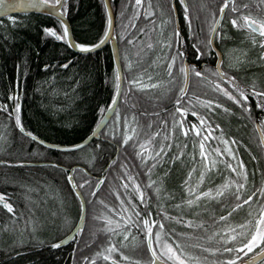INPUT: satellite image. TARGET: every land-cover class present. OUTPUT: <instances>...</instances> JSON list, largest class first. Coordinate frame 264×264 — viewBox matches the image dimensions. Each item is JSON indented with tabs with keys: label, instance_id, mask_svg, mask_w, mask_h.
Returning <instances> with one entry per match:
<instances>
[{
	"label": "trees",
	"instance_id": "obj_1",
	"mask_svg": "<svg viewBox=\"0 0 264 264\" xmlns=\"http://www.w3.org/2000/svg\"><path fill=\"white\" fill-rule=\"evenodd\" d=\"M223 3L224 0H218L216 13ZM235 3L240 5L244 1L235 0ZM149 4L151 9L148 7ZM66 5L65 18L74 41L97 43L108 27L103 0H66ZM168 6V0H142V6L137 10L135 0H111L114 16L113 35L117 42L123 74L127 78H132L143 70L145 75L141 82L156 85L155 88H133L131 92L134 95L130 92V99L121 97L117 106L121 116L120 124H123L126 113L135 115L137 134L134 135V140L143 141L156 133V136L152 137V148H158L162 141L171 144L170 148L161 153L162 162L157 161V167L151 174L148 173L147 165H150L152 160L141 162L135 155L138 148H133V140L123 147L120 146L124 128L114 126L115 113L110 121L111 126L105 127L100 133L99 140H93L87 146L73 152L46 149L23 135L32 132L37 139L60 146H70L83 141L102 117L100 106H105L107 110V105L111 103L115 67L108 45L90 53H75L69 49L65 41H57L54 37L45 35L43 32L45 27L61 31L56 18L43 14H29L14 16L15 23L8 19L0 20V162H2L0 194H4L7 202L13 205L11 213L0 206V264H86L85 256L94 264H113V260L116 264H136V261L148 264L151 258L146 250V241L142 242L143 233L133 228L128 239L124 240L122 235L105 231L107 220L102 217L107 216L114 222L119 221L118 212L122 200L127 206L128 200L131 199L142 216L150 210L153 219L159 220L163 216V212L157 216V205L163 204L171 216L205 222L203 228L195 229L165 219L163 223L166 232L175 230L176 233H192L194 237H207L213 231L225 227L224 222L217 220L213 223V219L231 210L235 198L230 194H226L220 201H205L201 198L198 207L194 205L188 208L182 205L179 210L174 207L180 204L182 199L187 198L184 182L189 179V171H192L190 178L192 185L199 179L202 157L199 154L200 139L188 125L193 121L191 117L193 109L188 111L183 119L185 128L189 129L187 136L180 131L179 126L173 128L172 114L177 107L175 100L180 95L182 76L178 71L180 60H177L172 73L175 79L170 80L166 71L167 60L176 51L182 39L189 45L188 40L192 43V39L207 41L209 33H202L199 37L193 29L195 35L190 38V33H186L180 24L178 40L172 37L173 47L170 49L162 46L160 41L171 36L174 26L171 16L166 17L167 13L163 10L164 18L157 10ZM230 6L231 0L226 7L227 10L231 8ZM146 10L152 11L153 15L146 18ZM165 21L167 23H164ZM229 21L227 19L222 22L218 29L221 37H215V45L223 61L222 70L234 76L236 82L249 92L251 91L249 86L253 82L258 90H264V63L262 64L264 60L260 59L264 48L257 45L248 46L247 37L242 31L226 28L231 26L227 25ZM164 25L167 27L166 33L159 30V27ZM141 28L144 29L143 33L140 32ZM122 33L123 40L120 39ZM133 37L136 38L134 44L128 45L127 40ZM148 43L153 45L151 49L146 47ZM179 46L181 50L182 45ZM140 48H143V51L139 56H134L133 53ZM125 52L128 53L129 59L138 61L130 71L123 67ZM196 54V51L191 52L189 56L191 62H194ZM202 59L206 62L214 61L211 52L207 56H202ZM64 64L68 66L62 67ZM148 77H152L151 81ZM158 81L166 83L161 84ZM192 82L193 79L191 84H188L190 91L194 90ZM195 95L204 100L214 99L236 113L235 115L226 113L223 109L216 108L214 104L209 123H212L215 137H219L222 132L225 139L236 141L230 143L228 147L235 150L237 159L244 162L248 174L246 192L256 193L253 201L248 205L242 204L241 209L232 214L231 222H240L247 218L250 210L255 213L259 203H264V197L258 191L264 187V151L254 126V123L260 125L264 112L255 107L257 100L251 95L247 101L251 119L248 117L241 119L240 108L228 99L221 100L215 96L210 98L203 89ZM17 102L20 104L18 115L24 132L16 125L17 113L14 109ZM124 103L128 104V108ZM3 106H6L7 110ZM199 114L208 118L203 108ZM175 118L179 119V114H176ZM216 123L220 128H215ZM160 124L161 126H158ZM259 129L261 133L264 132V126H260ZM165 136H169L170 139L165 141ZM97 144L99 148L96 147ZM177 145L180 146L179 150ZM217 147L221 148L222 154L216 156L213 153L209 157L215 158L217 164L215 168L206 171L205 181L199 185L201 190L221 184L225 178H235V173L227 169L223 163L229 161L236 164V160L223 151L225 146L220 140L212 137L205 142L206 153ZM180 150L183 155L173 160L172 157L179 155ZM28 162L45 165H22ZM73 167L78 169L73 173L77 184L84 180L89 181L79 189L85 194V223L82 231L78 232L70 244L54 248L52 245L60 238L61 233L64 232V235L65 232L72 230L80 211L79 202L73 195L74 191L69 188L68 174L62 170ZM149 175L152 181L161 186L159 199L155 189L148 186ZM129 176L132 177L131 181L128 179ZM101 180L100 188L96 189V195L92 196L97 182ZM133 182L139 184L141 191L145 193V203H141L138 194L134 192ZM124 184L129 186L127 191L122 186ZM54 197L59 198L58 201L62 203L60 211L52 207ZM89 200L91 203L87 202ZM221 204L224 205L223 209ZM49 213L55 214L48 217ZM55 215L59 218L60 216L73 218L69 221L71 225L61 226V219H55ZM128 215L132 213L129 212ZM44 217L48 223H40ZM132 219L135 220L136 217L133 215ZM112 227L114 228V224ZM12 232H19L25 238ZM220 235L224 233L221 232ZM133 236L136 237L135 241L132 239ZM181 242L217 246L215 240L208 242L181 238ZM109 244L114 245L117 250L111 252V259L106 261L103 257L109 254L107 252ZM189 250L201 254L200 249ZM256 251L254 249L253 253H249V257ZM96 253L101 255L96 256ZM122 254L129 259L124 260ZM204 255H207L210 261L223 258L207 253Z\"/></svg>",
	"mask_w": 264,
	"mask_h": 264
},
{
	"label": "snow or ice",
	"instance_id": "obj_2",
	"mask_svg": "<svg viewBox=\"0 0 264 264\" xmlns=\"http://www.w3.org/2000/svg\"><path fill=\"white\" fill-rule=\"evenodd\" d=\"M181 5H183V12L185 20L188 21V30L190 33V38L195 34L192 31L191 25V18L189 16L188 6L185 0H180ZM230 0H224L223 5L220 7L221 14L224 13L225 8L228 7ZM169 4L171 5V0H169ZM259 5H264V0H259ZM0 6H4L5 8V15H7V9L14 8L23 5H12V4H5V0H0ZM28 7H43L49 6L50 14L56 15L60 17L59 19V26L61 31H57L53 27H45L43 28V32L47 36L54 37L57 41H65L68 43L70 47L78 49L82 53H90L91 51L99 48L101 45L105 43L107 39H109L112 35L111 31L106 30L103 32L101 38L97 43H76L74 41L73 35L70 32L67 23L63 19L66 14V0H28ZM142 6V0H135V8L138 10ZM149 9H151V4H149ZM248 5L240 4L237 5L235 0H231V12L238 13L237 16L231 19V24L234 28L240 29H250L252 33H258L260 39L258 43L262 48H264V16L262 17H253L251 13L245 14L244 9H247ZM174 7L172 11H174ZM153 12L150 10L145 11V17L152 16ZM9 20L15 23L14 17L9 16ZM164 23H167L165 21ZM220 19H216L214 17L213 23L210 27V31L215 33L216 38L221 37V33L217 30L218 26L220 25ZM112 26L111 17L108 20V27L109 29ZM134 26V25H133ZM140 32L143 33L144 29L141 28ZM226 36V33L224 34ZM172 37H176L177 40L179 38L178 30H174L171 36L168 39H164L160 41L162 46L172 48L173 47V39ZM120 39H124V34L122 33ZM136 38L133 37L132 39L127 40L128 45H133L134 40ZM213 37H209L207 41H201L200 39H196V43L192 44V47L196 50V59H200L202 56H207L209 52L212 50L213 45ZM252 43L256 44L257 39L255 36L252 37ZM179 45H182V41H179ZM177 46L176 51L171 54L170 59L167 60L166 71L167 75L170 80H174L175 77L172 75L174 64L177 60H180V67L178 69L179 73L183 79V86L179 88V93L175 100V112L172 114L173 119V128L179 126V129L185 136L189 134V129L185 128V123L183 122L184 115L193 108V98L187 99V106L182 104V94L187 93L188 91V84L190 76H195L199 78L201 81H206L209 85L212 86L213 90L222 94L223 97H226L229 101H232L235 105H237L240 110V118L243 119L248 117L251 119V110L250 106L247 104L249 95L256 97V105L257 109H260L264 112V90H258L255 82L250 85L251 91L249 92L248 89L241 86L236 82V78L234 76H230L226 71L222 70V63L223 61L220 60L217 62L214 69L209 68H197L196 65H188L184 63L182 57H184L185 53L180 50V46ZM203 46V50H202ZM148 49H151L153 45L148 43L146 45ZM143 51V48H140L138 51L133 53L134 56H139L140 53ZM260 59L264 60V51L260 54ZM124 69L131 70L134 65L138 64V61L129 59L128 53H124ZM155 63V61L153 62ZM67 64L62 65V67H67ZM47 67V66H46ZM207 73L208 75H205ZM144 71H140L137 73L136 76L132 78H127L120 66L118 65L117 68L114 70V94L112 96L111 103L107 105V108L110 109L113 113H115V123L117 126L120 123L121 116L119 108L117 107L119 100L121 97L130 99L129 93L133 88L137 89H147V88H155L156 85L150 82L142 83V79L144 77ZM210 77H215L216 79H211ZM152 77H148V80L151 81ZM158 83H166L165 81H158ZM224 83H227L231 86L232 90L223 86ZM235 93V94H234ZM11 98V97H9ZM18 100V97H17ZM196 103L203 109L206 110V114L208 118H205V115L199 114L197 111L192 110V116L196 117L199 121V126L196 124L191 125V131L196 133V136L200 139L199 142V154L202 157V170L199 172V179L197 180L195 185H192L190 182V178L192 176V171L188 173V180H185V191L187 192V198L182 199L180 204L174 205V207L179 210L181 206H185L191 208L192 206H199V202L201 198H204L205 201L208 200H216L220 201L222 198L226 196V194H230L234 196L235 202L234 205L231 207V210L228 211L225 215H220L218 217H214L213 223H216L217 220L224 222L225 227L222 229H217L213 231L211 235L207 237H194L192 233L189 232H180L176 233L175 230L171 232L165 231V224L163 220H173L177 223L184 224L188 228H203L205 222L199 221L196 222L195 220L185 219L181 217H175L168 214L165 210L163 204L157 205L158 212L157 216H160V213L163 212V216L160 217L159 220L152 218V212L148 210L145 215H141V211L137 210L136 205L132 203L131 199L128 200L127 206H125V202L122 200L120 204V209L118 215L120 217L119 221L114 222L111 218L105 216L102 217L103 219L107 220V226L105 231L114 232L116 235H122L124 240H127L129 234L132 232V229L135 228L138 232L143 233V240L142 242L146 241V250L151 254V260L148 264H256V260L260 257H264V203H259L258 210L254 213L253 211H249L247 213V218L242 219L240 222H231L232 214L241 209L242 204L248 205L250 201H253L254 196L256 195L255 192L247 193L245 190V185L247 183L248 174L245 170V165L242 160L237 159V153L235 150L228 147L230 143H235V140L229 141L225 139L223 133L219 137H215L213 135V126L212 123H209L211 119V113L213 111V105L215 104L216 108L223 109L224 112L229 113L231 115H235L236 113L232 112V109L225 107L223 104L219 103L214 99H200L199 97L195 98ZM6 109V106H3ZM131 107H135V105H131ZM20 111V104L17 102L15 104L14 112L17 113L16 115V125L20 128L21 132H24L25 129L23 128L20 116L18 115ZM100 113L104 117L111 118L109 113L105 110V106L101 105L99 108ZM176 114H179V119H176ZM163 123V122H162ZM100 121H97V127H99ZM260 126H264V118H261ZM123 139L121 142V147L129 143L130 140H133V148H138V151L135 152V155L141 160L143 163L144 161H148L149 159L152 160L148 167V173L151 174L152 170L157 167V161L162 162L161 153H164L166 148H170L171 144H165L163 141L160 143L158 148H152V137L156 136V133L152 134V137L145 139L143 141H136L134 140V135L137 134V124H136V117L135 115L125 114L123 118ZM215 128H220L218 123L215 124ZM95 132L96 130L93 129ZM106 131V130H105ZM26 135L31 138V140L36 141L37 137L33 135L32 132H27ZM218 139L220 142L225 146L223 151L226 152L229 156L232 157L233 160H236V164L229 161H224L225 166L227 169H230L232 173H235V178H225L221 184L215 185L214 187H208L204 190L199 188V185L205 181L206 171H210L211 169L216 167L217 160L215 158L209 159L213 153L216 156L221 155V148L217 147L212 149L206 153L205 151V142L210 138ZM169 136H165L164 140H169ZM41 144H44V141H40ZM261 145H264V132L261 133L260 139ZM195 146V145H194ZM48 147H56L60 148L57 145H48ZM83 146L80 144L72 145L69 149L63 150H71L72 148L80 149ZM99 148V144L96 145ZM186 147V146H185ZM178 150L180 146L177 145ZM180 155H183L182 150H180L179 155H174L172 157L173 160L179 159ZM255 158V157H253ZM115 163V161H112ZM55 166V165H53ZM123 167V165H121ZM78 169L73 168L70 173H68L67 180L68 183L71 184V191L76 193V197L80 201V209L83 210L85 208V194L81 193L79 189L83 188L85 184H88V180H84L82 183L77 184L75 180V176L73 173H76ZM194 171V169H193ZM128 179L131 181L132 177L129 176ZM102 183L98 181L96 184V188H100ZM125 190L127 191L128 185H122ZM148 186L153 187L157 193V198L159 199V193L161 191V186L157 185L156 182L152 181L151 176L149 175ZM134 192L138 194V198L141 203H145V193L141 191V187L139 184H135L133 182L132 185ZM234 189V190H233ZM260 195L264 197V187L258 189ZM92 196L96 195L95 190L91 193ZM246 197V198H245ZM119 199V197H117ZM91 203V200L87 201ZM103 203V201H100ZM0 204L3 205L8 212H13V205L8 203L5 199L4 194H0ZM147 207V206H146ZM221 208H224V205L221 204ZM131 212L132 215H128ZM135 216L136 219L133 220L132 216ZM83 219V216H81ZM101 217H97L99 219ZM114 224V228L112 225ZM118 229L119 231H115ZM34 230V229H33ZM223 232L224 235H220ZM218 237V239H217ZM181 238H185L187 240H207L208 242H212L215 240L217 246L215 247H208L205 244H201L199 242L185 244L181 242ZM133 241H135L136 237H132ZM123 243V241H121ZM60 243H54L52 247H59ZM189 249H200L201 254H195L193 251ZM257 250L255 255L249 257V253H253V250ZM114 245L109 244L107 248L108 255H104V259L110 260L111 259V252L116 251ZM205 253L210 254L212 256H221L223 258L216 259V260H209ZM96 256L101 255V253H96ZM124 260H128L127 256H123ZM86 264H94L93 261H89L87 256L84 257ZM113 264L116 262L113 260ZM136 264H141L140 261H136ZM264 264V262H262Z\"/></svg>",
	"mask_w": 264,
	"mask_h": 264
},
{
	"label": "flooded vegetation",
	"instance_id": "obj_3",
	"mask_svg": "<svg viewBox=\"0 0 264 264\" xmlns=\"http://www.w3.org/2000/svg\"><path fill=\"white\" fill-rule=\"evenodd\" d=\"M243 1H244L243 4L246 3L248 5V8L243 10L245 14L251 13L253 17H257V18L264 16V5H259V7H258L259 0H243ZM185 2L187 4V6H188L189 16L191 18V25L193 23L195 24V26H192V30L194 29V33H197L199 37H200V35L202 33H209V37H210V35H211L210 27L211 26H209V25H212L213 22H211V21L214 19V17L217 19L219 14H220V8L218 9V13H216L218 0H185ZM168 3H169V0H168ZM173 7L175 9L174 11H172ZM156 10H157V7H156ZM163 10H164L165 13H167L166 15L164 14ZM157 13H159L162 17H164V15L166 17L167 16H171L172 17V21L171 22L173 23V26H174L172 28V31L173 30H178L179 31L181 29V28H179V26L181 24L180 27L183 26L184 31L186 33H189L188 21L185 20L184 12H183V5H181L180 0H171V5L169 4V6L165 7L164 9L160 7V9L157 10ZM237 15H238V13H232L230 9L227 10V8H225V12H224L223 18L221 20L220 26H221L222 22H224L225 20L228 19V20L231 21V19L234 18ZM230 21L227 22V25H231L230 27H226V26H223V27L224 28L225 27L226 28H230V30L242 31V33H244L245 36L247 37L246 41H247V45L248 46L249 45H253V46L257 45L258 47H260V44L258 43V41L260 39L258 33H252L250 29L234 28ZM219 27H218V29H219ZM168 29H169V27H168ZM159 30L162 31L163 33H166L167 32V27L165 25L164 26H160ZM253 36H255L256 39H257V43L256 44L252 43V37ZM188 41H189V45H186L185 42H184V39H182L181 51H183L185 53L184 57H182V60L184 61V63H187L188 65H193L194 64V65L197 66V68L214 69L215 65H216V56H215V53H214L213 49L210 51L212 56H213V58H214L213 62L212 61L206 62V61H204L202 59V57L200 59H196L195 58L194 62H191L189 56L191 55L192 51H196L192 47V44L196 43V39H194V40L192 39V43L190 42V40H188ZM213 44H214L215 49L219 52V50L217 49V47L215 45V37H214ZM263 63H264V61L262 62V64ZM121 69H122V67H121ZM205 75H208V74L205 73ZM210 78L211 79H216L215 77H210ZM181 79H182V77H181ZM192 79H193L192 88L194 90L190 91L189 90L190 88H189L187 93L182 94V104L183 105L187 106V99L188 98H193V108L192 109L197 111L198 113H200L201 107L195 101V98L196 97L200 98V96H198V95L196 96L195 94H198L199 92H201L202 89L204 90V93L206 95L210 96V98H214V96H215V98L219 97L221 100L227 99L226 97H223L222 94L214 91L212 86L209 85L206 81H201L199 78L195 77L194 75L190 76V78H189V83L190 84H191ZM180 85L183 86V79H182V83H180ZM202 86H205V87H202ZM223 86L226 87V88H229V90L231 89V86L228 85L227 83H224ZM198 90H199V92H198ZM132 95H134V93H132ZM125 105L128 108V104H125ZM113 115H114V113H113ZM113 115L111 116V118L113 117ZM191 117H193V121H190V123L188 125L191 126L192 124H196L197 126H199V121L196 119V117H194V116H191ZM111 118L107 122L105 127L106 126H111V123H110ZM193 122H195V123H193ZM162 124L164 125V123H162ZM4 126H6V125H4ZM8 126H10V125H8ZM114 126H117V124L115 123ZM118 126H123V124L119 123ZM158 126H161V124L158 125ZM254 126H255V123H254ZM105 127L103 128V130L105 129ZM100 137L101 136L99 134V139H100ZM101 139L106 140L105 138H101ZM89 178H91V176H89ZM95 178H96V176H95ZM95 178H93V179L96 180ZM70 190H71V188H70ZM94 190H95V188H94ZM73 195H74V193H73ZM76 200H77V198H76ZM0 206L3 207L2 204H0ZM79 215H80V211H79V214H78V219H79ZM55 219H57V220L61 219V222H62L61 226H65V227H67V226L69 227V225H71L69 221L73 220V218L70 219L67 216H65L64 218H63V216L62 217L60 216V218H59V216H56V215H55ZM78 219H77V221H78ZM19 221H20V219H19ZM77 221H76V223H77ZM76 223H75V225H76ZM71 231L69 230V231L65 232L64 235H63L64 232L61 233L60 238L57 239L56 242H58L59 240H62ZM22 233L25 234L24 232H22ZM25 235H31V234L29 233V234H25ZM83 237L84 236H82V238Z\"/></svg>",
	"mask_w": 264,
	"mask_h": 264
},
{
	"label": "water",
	"instance_id": "obj_4",
	"mask_svg": "<svg viewBox=\"0 0 264 264\" xmlns=\"http://www.w3.org/2000/svg\"><path fill=\"white\" fill-rule=\"evenodd\" d=\"M5 4L23 5V6H18V7H14V8L7 9V15H5V8H4V6H0V20L7 19L9 16L14 17V16H18V15H29V14H43V15H48V16H51L53 18H56L58 21L60 19V17H58L56 15L50 14L49 6H43V7H28L27 6L28 5V0H5ZM103 4H104V7H105V10H106V13H107L108 20H109V17H111V20H112V26H111V28L109 29V27H107V30L111 31L112 35H111V37L109 39H107L105 41V43L103 45H101L99 48H97V49H95V50H93L91 52L98 51L102 47H104L105 45L109 44L110 51H111V56H112V59H113V62H114V67L116 69L117 66L119 65L120 68H121V64H120V60H119L118 46H117L116 39H115V37L113 35V30H114V16H113V12H112V9H111V0H103ZM223 15H224V13L221 14V12H220V14H219V16H218L217 19H220V21H221L222 18H223ZM63 19L65 20V22L67 23V26L70 29L69 23H68L67 19L65 18V16L63 17ZM70 32H71V30H70ZM210 36L213 37V41H214L215 33L211 32V35ZM66 44H67V46L69 47V49L71 51H73L75 53H82L78 49L73 48V47H70L67 42H66ZM212 49H213V51L215 53V56H216V64H217L218 61L222 60L221 54L215 49L214 44L212 45ZM106 111L109 113V116H112L113 115V112L110 109H107ZM109 120H110V118L102 116V118L100 119V125H99V127L95 126V128H94L96 131L95 132L93 131L91 133V135L87 139H85L84 141H82L81 143H78V144H80L83 147H85L91 141L98 140L99 139L100 132L103 130V128L105 127V124H107V122ZM255 130H256V133H257V136H258V139H259V142H260V139H261V131H260V129H259V127H258L257 124L255 125ZM29 139L31 140L30 137H29ZM40 141H42V140L37 139L36 141H33V142L37 143L39 146H42V147H44L46 149L53 150V151H57V152H73V151H77V150H80L81 149V148L80 149L72 148L70 151L69 150H63V149H69L71 146H60V145H57V146H60V148L48 147V145H53V144H49V143H46V142L44 144H41ZM260 145H261V143H260ZM261 147L263 148V151H264V145H261ZM81 216H83V219L81 218ZM84 222H85V208L83 210H81L80 217H79V219L77 221V224L74 226L73 230L62 240L61 244L62 243L63 244L64 243H70L73 240V238L77 235V233L83 229ZM149 256L151 258V254L150 253H149ZM263 261H264V257H260L259 259L256 260V264H260Z\"/></svg>",
	"mask_w": 264,
	"mask_h": 264
},
{
	"label": "bare ground",
	"instance_id": "obj_5",
	"mask_svg": "<svg viewBox=\"0 0 264 264\" xmlns=\"http://www.w3.org/2000/svg\"><path fill=\"white\" fill-rule=\"evenodd\" d=\"M108 46H109V44H107ZM119 52V51H118ZM113 60V59H112ZM120 60V59H119ZM114 63V62H113ZM121 64V63H120ZM115 69V68H114ZM102 118V117H101ZM100 121V120H99ZM106 125V124H105ZM96 126H97V124H96ZM95 128V127H94ZM92 132H93V130H92ZM91 132V133H92ZM91 133L85 138V139H87L90 135H91ZM23 135L25 136V137H27L28 139H29V137L25 134V133H23ZM84 139V140H85ZM83 140V141H84ZM82 142V141H81ZM81 142H79V143H81ZM76 144H78V143H76ZM76 144H73V145H76ZM70 146H72V145H70ZM87 146V145H86ZM0 163H2V162H0ZM22 165H25V166H27V165H29V166H42V165H45V164H43V163H23ZM73 168H76V167H73ZM73 168H70V169H67V168H62V170L63 171H65V172H67V174L68 173H70L71 172V170L73 169ZM80 170V169H79ZM104 173V172H103ZM103 173H102V175H103ZM68 176V175H67ZM96 179H99V178H96ZM102 179V178H101ZM70 185V188H71V184H69ZM97 188L95 187V190H96ZM74 193V192H73ZM74 195L76 196V194L74 193ZM77 198V197H76ZM77 200H78V202H79V199L77 198ZM79 205H80V202H79ZM80 213H81V209H80ZM79 217H80V215H79ZM77 224V223H76ZM73 230V229H72ZM65 238V237H64ZM63 238V239H64ZM62 239V240H63ZM62 240H59L58 242L60 243V246L59 247H63V246H66V245H68V244H70V243H62L61 244V242H62ZM57 243V242H56Z\"/></svg>",
	"mask_w": 264,
	"mask_h": 264
},
{
	"label": "rangeland",
	"instance_id": "obj_6",
	"mask_svg": "<svg viewBox=\"0 0 264 264\" xmlns=\"http://www.w3.org/2000/svg\"><path fill=\"white\" fill-rule=\"evenodd\" d=\"M8 20H9V19H8ZM10 21H11V20H10ZM244 62L247 63L246 61H244ZM28 163H31V162H28ZM69 187H70V186H69ZM48 198H49V197H48ZM50 199H51V198H50ZM55 199H56V201H55ZM58 200H59V198H55V197H54V199L52 198V201H53V203H52V207L55 208V210H59V211H60V210H61V207H62V203H60ZM34 207H35V205H34ZM53 214H55V213H51V214L49 213V214H48V217L53 216ZM54 217H55V216H54ZM47 221H48L47 218L44 217V220H41L40 223H43V224H44V223H48ZM84 223H85V222H84ZM43 224H40V226H42ZM81 231H82V230H81ZM17 233L20 234V235H22V234L19 233V232H17ZM17 233H13V232H12V234H17ZM22 237L25 238V236H23V235H22ZM261 264H262V263H261Z\"/></svg>",
	"mask_w": 264,
	"mask_h": 264
}]
</instances>
